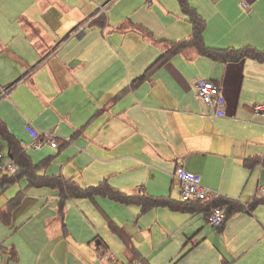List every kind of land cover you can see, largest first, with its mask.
<instances>
[{"label":"crops","instance_id":"crops-1","mask_svg":"<svg viewBox=\"0 0 264 264\" xmlns=\"http://www.w3.org/2000/svg\"><path fill=\"white\" fill-rule=\"evenodd\" d=\"M189 2L206 22L208 47L264 51V0ZM192 32L177 0H0V120L34 164L47 163L40 174L82 188L106 180L127 194L182 207L142 213L139 205L120 204L137 224H125L129 236L117 219L108 220L121 239L117 245L109 234V241L100 235L76 241L66 230L65 214L57 211L55 240L72 246L84 264H173L183 252L189 257L179 264H264V114L254 111L264 103V63L213 61L188 48L135 83ZM201 79L220 86L222 116L200 98ZM28 124L40 134L53 133L59 147L34 148ZM0 146L8 162L1 138ZM179 166L200 175L217 198L208 204L183 201L175 177ZM13 173L0 169V180L6 184ZM21 181L59 208L58 190L31 187L26 177L10 186ZM101 197L70 199L65 208L109 199ZM219 198L240 210L216 228L207 215ZM13 211L2 213L6 224L16 220ZM3 243L0 252L15 259L17 249ZM111 246H119L121 255ZM61 248L64 260L70 253Z\"/></svg>","mask_w":264,"mask_h":264},{"label":"rangeland","instance_id":"rangeland-1","mask_svg":"<svg viewBox=\"0 0 264 264\" xmlns=\"http://www.w3.org/2000/svg\"><path fill=\"white\" fill-rule=\"evenodd\" d=\"M162 21L166 23L165 20L162 19ZM149 22H151L153 28L159 32L162 31L156 21L150 20ZM183 39H187V37ZM48 167H45L44 170ZM134 189L136 187L131 191ZM164 189L166 187L162 188V190ZM20 191L22 192L20 205L13 209L16 213V220L11 224H6L0 219V241H4V247L11 248L14 246L17 249V254L15 259H10L3 256L4 252H0V264H84L83 260L74 254L72 246L67 243L59 245L60 240H55L57 238L55 234L57 220L54 217H56L58 211V204L50 196L45 199V196L33 195L34 188H30L24 181H21L5 190L0 187V209L4 208L8 200L18 195ZM105 202L89 201L87 204L72 202L67 205L64 211L66 230L73 235L76 241L89 242L96 235H100L107 241L112 237L116 245L120 244V237L109 228L108 220L113 219H117L115 224L124 228L123 230H126L129 234L126 231L125 233L129 236L132 235L125 226L127 223L132 224V227L137 224L136 220L131 217V213L129 214L122 205L111 199H107ZM127 209L130 210V208ZM82 212L87 213L89 218H85ZM46 220L48 223H46ZM67 223L70 224L69 227ZM61 247H64V252L66 248L70 253L69 256L63 257L64 260H62ZM75 247L78 248V246ZM111 249L116 255H121L119 246H111ZM5 252L7 253V251ZM52 252L56 253V257L51 254ZM80 252L86 256L82 250ZM164 256H166V253H164ZM188 257L189 254L180 253L173 264L186 262ZM98 263L100 264L101 261L98 260ZM134 264H139V260H135Z\"/></svg>","mask_w":264,"mask_h":264},{"label":"trees","instance_id":"trees-1","mask_svg":"<svg viewBox=\"0 0 264 264\" xmlns=\"http://www.w3.org/2000/svg\"><path fill=\"white\" fill-rule=\"evenodd\" d=\"M182 13L187 16L189 22L192 24L193 32L190 38L175 42L171 44V47L166 51L151 67H149L145 73L139 77L135 83H141L154 73V71L166 62L170 61L175 55L188 49L195 48L202 56L208 57L213 61L222 62H238L244 58H252L259 62L264 63V51L257 50L253 47L246 46L242 49H216L208 47L204 42V31L206 28V22L197 10L191 6L189 0H177ZM135 85V84H134ZM0 138L7 144L8 157L13 160L16 165V169L9 175L6 184L3 183V179L0 180V185L10 186L20 178L26 177L29 180L31 187H50L59 191V208L58 211L63 215L65 206L70 199L86 198L94 200L98 196L109 198L122 205L136 204L142 207V213H145L153 208L157 207H170L173 210L182 208L179 204H175L168 199L154 198L148 195H130L121 190L113 188L108 181H103L96 186L87 188L80 187L74 181H64L60 177H48L40 174V170L47 163L34 164L26 153L24 147L20 141L10 133L7 126L0 120ZM260 162H256L258 164ZM264 165V162L262 163ZM20 197L18 195L7 204L5 212L0 213V219L4 217V214L11 212L14 208L20 205ZM216 200L215 204L219 206H227L228 214H232L239 209L237 204L230 200ZM230 214V215H231Z\"/></svg>","mask_w":264,"mask_h":264},{"label":"built area","instance_id":"built-area-1","mask_svg":"<svg viewBox=\"0 0 264 264\" xmlns=\"http://www.w3.org/2000/svg\"><path fill=\"white\" fill-rule=\"evenodd\" d=\"M242 7L245 10L249 9V6L245 1L242 2ZM196 87L200 98L207 105L211 106L214 110V114L216 116H222L224 114V102L221 99L220 86L211 80L201 79L197 82ZM254 111L256 113L264 114V103L254 105ZM27 130L34 139V148L39 149L46 144L53 148L59 147L57 138L53 133L40 134L30 124L27 125ZM5 159L6 153L0 146V169L13 172L16 169L15 162L13 160L5 162ZM175 177L181 183V198L183 201L208 204L217 198L203 186L200 175L179 166L175 171ZM260 192L261 195H264V189L260 190ZM227 215L228 208L224 206H213L210 208L207 215L208 223L213 227L220 228L223 226Z\"/></svg>","mask_w":264,"mask_h":264}]
</instances>
